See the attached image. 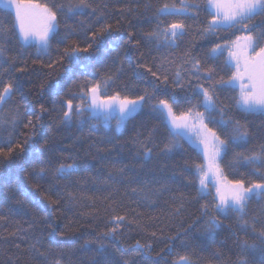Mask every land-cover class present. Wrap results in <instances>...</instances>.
<instances>
[{
  "label": "trees",
  "instance_id": "obj_1",
  "mask_svg": "<svg viewBox=\"0 0 264 264\" xmlns=\"http://www.w3.org/2000/svg\"><path fill=\"white\" fill-rule=\"evenodd\" d=\"M21 1L57 11L59 27L49 55L38 58L35 47L21 48L13 14L0 9V25L6 29L0 47L7 61L0 69V91L6 84H11L13 89L12 99L0 109V138L7 147L10 132L12 145L17 141L23 143L31 136L25 153L0 163V264H53L60 257L63 264H122L125 259H131L134 264H173L182 257L191 264H237L239 259L247 264H264V244L259 237L264 230L261 211L264 199L253 197L249 202L246 229L238 223L235 214L218 216L212 206L214 194L209 192L201 199L197 177L184 172L185 168L194 171L195 164L203 163L201 154L185 140H178L179 147L172 153H162L170 137L165 123L152 110L158 100L167 99L171 103L175 97L177 103L173 107L179 116L197 101L192 86L199 83L214 87L216 111L212 115L218 120L223 110L226 119L238 120L250 131L247 144L230 146L219 161L223 176L227 181H243L246 186L264 181V167L234 161L237 153L249 154L264 143V113L241 111L237 107L238 89L217 83L221 78L227 81L234 73L232 67L224 66L225 51L215 61L206 60L214 44H231L237 36L246 33L229 29L202 37L200 33L211 19L205 10L206 0H188L200 8L195 18L157 16V10L164 4L179 7L180 0H87L91 6L83 15L71 19L58 8L66 6L69 0ZM146 4L149 7L145 8ZM93 10L95 14L90 15ZM97 18L101 24H112L113 32L105 36L103 46L95 51L96 59L89 61L86 54H81L78 62L60 60L69 43L60 42L68 26L79 30L82 22L85 28L98 27ZM262 19L257 17L254 23L261 24ZM177 21L190 26L177 41V47L157 49L143 39L144 33L157 25L164 28ZM260 30L254 29V34ZM83 35L80 33L81 38ZM259 45L264 46V39ZM110 47L118 52L109 53ZM186 51L191 57L206 61L201 74L207 67L214 69L212 81L189 77L191 63H185ZM53 61L51 68L46 66ZM139 65L159 71L161 81L167 75V83L156 81ZM22 67L26 71L18 72L17 68ZM178 69L183 89L173 83ZM117 72L119 78L104 90L103 99L117 93L121 98L136 99L145 95V91L153 97L146 99L143 109L119 131L115 122L105 127L100 120L89 118L87 112L80 118L74 116L70 125L61 123L66 101L81 103L80 85L75 81H91L88 85L91 87L106 74ZM40 105L47 111L41 113ZM17 112L20 116L13 129L10 121ZM29 118L34 122V134L32 127H24ZM92 125L96 127L93 129ZM148 149L151 157L145 158ZM15 151L19 153L18 149ZM61 162H75L77 171L58 178L55 168ZM41 168L46 170V175L36 181L35 173ZM117 169H123V173ZM110 177H116V182ZM36 183L39 187H34ZM205 204L209 205L206 210L202 208ZM118 216L125 219L117 226ZM213 217L220 221V227L209 231L208 222ZM113 230L114 234L110 235ZM138 240L150 244L151 250H136ZM245 243L255 247L241 254ZM33 244L43 256L30 249Z\"/></svg>",
  "mask_w": 264,
  "mask_h": 264
},
{
  "label": "snow or ice",
  "instance_id": "obj_2",
  "mask_svg": "<svg viewBox=\"0 0 264 264\" xmlns=\"http://www.w3.org/2000/svg\"><path fill=\"white\" fill-rule=\"evenodd\" d=\"M15 4L16 7V22L18 27V37L21 48L35 47L37 50V57L49 55V49L51 47V41L56 37L58 32L57 23V11L52 8L41 5H34L33 7L40 10L42 19V25L39 28L34 27L30 22L26 20L21 14L20 5L18 0H0V9L7 10ZM91 5L87 0H69L68 4L58 6L59 11L63 12L65 17L71 19L77 15H83L85 10ZM149 5H145V8ZM195 9L194 12L190 11ZM205 10L211 17L207 21L206 27L201 31L202 37L214 36L221 31H227L229 29H235L236 31H243L246 34L237 36L236 40L231 44H214L207 53L206 60L215 61L219 59L224 51H228V59L224 61L225 68H229L232 65V61L235 60L237 71L233 73L227 81L221 78L219 83L224 87L235 88L239 82L240 97L237 100V107L245 113H264V46L259 45V41L264 39V19L261 24L254 23L257 17L264 18V0H206ZM200 8L197 4L189 3L188 0H180V6L175 4H164L157 10V16H180V17H197ZM95 10L90 15H94ZM99 24L98 27L89 26L85 28L81 22L79 30L71 25L68 26V30L61 38L60 42L67 40L68 46L63 50V55L59 57L60 60L66 59L69 63L78 62L81 58V54H86L87 59L92 61L96 59L95 51L99 50L103 46L104 38L113 32V25L110 23H100L99 18L96 21ZM190 27L183 21H177L169 24L167 27L161 28L159 25L152 31L144 33L143 39L149 44H154L157 49L162 47L174 48L177 47V41L185 35L186 28ZM261 28L258 33L254 34V29ZM6 29L3 25H0V41L3 40ZM80 33H83V37H80ZM129 42L132 39V33L129 34ZM75 37V38H74ZM140 41H137L139 43ZM257 48L259 50L257 51ZM109 53L118 52L115 48H109ZM247 53L248 55L244 59V71H240V53ZM184 56L188 59L185 63H191V70L189 71V77L195 78L197 81L213 80L214 69L207 67L204 73L201 74V68L206 62H202L198 58L190 56L189 52H185ZM115 57L113 63H115ZM7 61L4 59V49L0 47V69ZM42 62V61H41ZM33 63H37L36 60ZM55 61L47 64L46 66L51 68ZM145 67L156 81H161V75L159 71H153L151 67L146 65H139ZM83 67V66H82ZM18 72L26 71V68H17ZM69 74L71 69L68 70ZM119 71V70H118ZM117 73H108L105 75L101 82L91 84L88 80H77L74 83L80 85V100L81 103L73 104L72 99L66 101V110L62 109L61 123L70 125L73 117L80 118L83 113L87 112L89 118L98 119L105 127H110V120L116 119V130L125 124V122L132 117L135 113L143 109L146 99H152V94L145 91V95H140L136 99H129L127 96L121 98L117 93L110 96L107 99H101L104 94V90L109 85L114 83L118 79ZM168 76L164 75L161 82L167 83ZM173 83L176 87L183 89L181 71L178 69L175 74ZM214 87H205L202 84H196L192 86V94L197 97L195 104L187 109L186 112H182L179 116L176 115L173 105L177 103L175 97L171 98V103L167 99H160L157 103L152 105L153 112L165 123L169 141L164 144L162 153L170 154L176 148L179 147L178 140H185L191 146H193L198 152L202 150L205 161H207L208 168L206 170L204 164H195L194 171L191 168H185L184 172L190 173L198 177L199 188L197 189L198 195L201 199H204L207 195V178L208 172L214 171L220 173L219 161H222L227 154L230 146H238L240 144H247L250 139V131L246 125H243L238 120H233L231 117L225 118L223 110L219 113V119L217 120L212 113L216 111V102L214 96ZM13 89L11 84H6L3 90L0 91V109L12 99ZM202 97V99H200ZM202 108L203 111H199ZM47 111L44 105H40V112ZM20 113L17 112L16 116L12 118L10 124L15 129L17 124V118ZM40 116H36V122L38 123ZM191 121V124L188 122ZM83 123V121H81ZM214 127H209V125ZM25 128L32 127L33 134L35 132L34 122L31 118L27 120L24 125ZM93 129L96 125L91 126ZM151 137V133H149ZM223 137V138H222ZM31 140V136L26 137L23 143L17 141L15 145H12V133H9L6 141L7 147L4 146L5 141L0 138V163L10 161L14 156L25 153V145ZM45 144L48 141H44ZM18 149L19 153L15 150ZM145 158L151 157V149H148L144 153ZM235 162H243L247 165L264 167V143L260 144L258 150H250L249 154L237 153L234 156ZM77 171L75 162L73 163H59L55 168V175L58 178H66L71 176ZM118 173H123V169H117ZM259 174V172L257 173ZM46 175V170L41 168L38 173H35V180L39 181ZM175 179V176L173 177ZM110 180L116 182V177H110ZM192 182V181H190ZM107 183V181L105 182ZM224 187L227 189L225 193L222 187H217L216 197L213 200V210L218 216L227 217L229 214H235L238 223L242 228H247L249 220L246 219L248 215L249 202L253 197L264 199V181L260 183H252L247 186L243 181H223ZM34 187H39V184H34ZM134 193L136 189L132 190ZM51 200V196L47 197ZM218 200V203L215 202ZM57 201H52L56 203ZM208 204L202 205L203 209H207ZM179 208L176 209L177 213ZM264 213V208L261 209ZM125 219L123 216L115 217L117 226L119 222ZM220 227V221L213 217L208 222L209 231H215ZM255 231V228H253ZM114 234V230L112 233ZM155 235V233H153ZM261 238V244H264V230L259 233ZM20 248V245H16ZM103 247V246H102ZM136 250H151V245L142 244L139 240L136 241ZM249 247H255L254 245H247L245 243L242 246V253ZM30 249L37 252L39 256H43L44 253L39 252L36 245L30 246ZM53 264H63V258H57L53 261ZM122 264H134L131 259L123 260ZM181 264H191V262L182 257ZM237 264H247L244 259H239Z\"/></svg>",
  "mask_w": 264,
  "mask_h": 264
},
{
  "label": "rangeland",
  "instance_id": "obj_3",
  "mask_svg": "<svg viewBox=\"0 0 264 264\" xmlns=\"http://www.w3.org/2000/svg\"><path fill=\"white\" fill-rule=\"evenodd\" d=\"M18 3L20 5V10H21L22 16H24L26 18V20L28 22H30L34 27L39 28L42 25V19H41V15H40V10L33 7L34 5H37V3L31 2V1H21V0H18ZM38 5H40V4H38ZM7 10L10 11L13 14V16H14L15 26H16V29H17V32H18V27H17V22H16V7H15V4H13V6H11ZM225 52H226V59H228V51H227V49L225 50ZM247 55H248L247 53H243V52L240 53V71L241 72L244 71V67H245L244 59H245V57ZM231 67L233 68L234 72L237 71L235 60L232 61ZM235 88L238 89L239 97H240L239 82L237 83V86ZM101 99H103V98L101 97ZM257 113H259V112H257ZM112 122H115V124L117 123L116 119H114V118L110 120V125H111ZM188 123L191 124V121H189ZM199 153L202 156V160H203L202 164H204V166H205V168L207 170L208 164H207V161H205V159H204L202 150L199 151ZM225 180L226 179L223 176L222 172L215 173L214 171H209L208 172V178H207V192L208 193L212 192L214 194V196L216 197V189H217V187H222L224 189L225 193H226L227 189L223 185V181H225ZM197 184H198V188H199L198 177H197ZM216 202L218 203V200H216ZM173 264H181V258L176 260V261H174Z\"/></svg>",
  "mask_w": 264,
  "mask_h": 264
}]
</instances>
